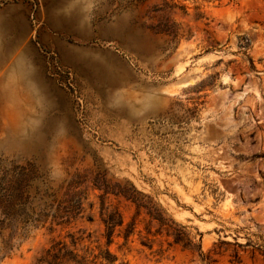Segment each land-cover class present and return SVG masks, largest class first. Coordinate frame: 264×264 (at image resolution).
Listing matches in <instances>:
<instances>
[{"label":"rangeland","instance_id":"obj_1","mask_svg":"<svg viewBox=\"0 0 264 264\" xmlns=\"http://www.w3.org/2000/svg\"><path fill=\"white\" fill-rule=\"evenodd\" d=\"M115 184L201 252L109 194L114 264H264V0H0V264L99 236Z\"/></svg>","mask_w":264,"mask_h":264},{"label":"trees","instance_id":"obj_2","mask_svg":"<svg viewBox=\"0 0 264 264\" xmlns=\"http://www.w3.org/2000/svg\"><path fill=\"white\" fill-rule=\"evenodd\" d=\"M99 188L102 189V193L98 195L100 199L99 218L103 226L99 236L91 240L90 233L83 235L84 231L79 230L75 233L69 232L63 237L53 238L34 257V264H114L118 256L115 251L110 249V246L116 238L120 237H122V242L117 246L118 251H129V238L135 233L136 218L133 216L131 220L125 222L119 207L107 203L109 194L113 195L118 201L119 198L129 201L136 208V214L141 208L146 209L149 219L144 223V233L141 234L138 231L142 245L151 249L154 240L149 238L148 235L160 234L172 238L168 243L169 245L180 244L182 248L201 252L200 243L193 241L184 225H180L173 219L164 216L158 209L148 208L143 198L149 196L137 190L134 186L126 188L115 184L113 187L103 186ZM0 201H2L1 198ZM77 205L76 209H81L80 202ZM66 217L69 218V216ZM67 218L61 216L58 219L55 218L52 223H67ZM88 219L92 220L91 216ZM154 221H156L157 227L152 232L151 227ZM102 240L104 241L102 242ZM92 243L95 244L92 245ZM158 252L162 253V250L159 249ZM119 264H127V261L121 260Z\"/></svg>","mask_w":264,"mask_h":264}]
</instances>
